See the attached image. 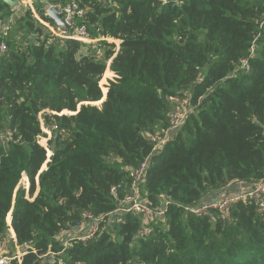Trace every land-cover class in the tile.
<instances>
[{
	"label": "trees",
	"instance_id": "trees-1",
	"mask_svg": "<svg viewBox=\"0 0 264 264\" xmlns=\"http://www.w3.org/2000/svg\"><path fill=\"white\" fill-rule=\"evenodd\" d=\"M78 1L76 24L95 43L55 37L27 7L5 39L0 123L6 115L13 138L0 136V243L15 252L11 212L17 243L37 251L23 264H264V211L254 204L234 205L226 219L188 211L233 183L264 180V0ZM70 2L34 6L56 26L47 7ZM13 15L0 1V23ZM176 97L189 99V114L154 150L148 136L170 126ZM145 160L143 197L154 208L166 198L169 228L114 213L110 232L105 218L94 239L77 240L92 225L82 214L115 212L111 188L129 185ZM145 226L152 233L141 237Z\"/></svg>",
	"mask_w": 264,
	"mask_h": 264
},
{
	"label": "built area",
	"instance_id": "built-area-1",
	"mask_svg": "<svg viewBox=\"0 0 264 264\" xmlns=\"http://www.w3.org/2000/svg\"><path fill=\"white\" fill-rule=\"evenodd\" d=\"M3 1L5 4L10 6L11 11H14L18 8L27 7L29 8L32 13L34 14L35 18L47 29H49L52 34L60 39L63 40H75L84 44H92L95 43L96 40L92 39L90 33L86 29L84 25H77L76 19L79 17H83L85 11L81 8L80 3L78 0H71L69 4L64 7L61 6H48L46 9V15L48 16V12L53 7H57L61 10L64 14L63 20L65 23L70 26L73 30L72 33L62 31L57 25L53 26L47 21H44L40 18L37 14L34 6L35 0H0ZM167 1V0H164ZM15 14L10 17L7 21V24L4 26L3 23H0V55H5L8 52V45L5 42V39L10 35L12 31L11 26L13 23V19ZM108 42H114L118 47L120 45V41H115L113 39H104ZM99 54L101 51L99 50ZM243 66H248L245 60L242 61ZM173 103L176 108L170 114V126L167 129L157 130L155 133H152L148 136V139L154 144V150L160 149L165 143H167L171 139V133L174 130L179 129L186 117L189 114L190 109L189 107V99L188 98H173ZM102 104V102L100 103ZM97 105V104H96ZM40 121L42 124V129L45 134H47V138L42 137L41 139H45V144L42 143L41 139L39 143L47 147L48 141L51 139L52 135L49 129H46L43 125L42 120V113L40 114ZM56 129V126L52 127ZM262 136L264 138V123L262 124ZM13 133L9 132L3 138L5 143L9 140H12ZM50 155V152H49ZM148 167V162L145 160L139 166L132 168L129 173V180L130 184L127 186L116 185L113 186L110 190V195L115 199L118 203V208L115 212L108 214L105 217L97 218L90 212H84L82 214V226L86 221L90 222L92 225L89 228L88 234L83 237H74L73 240L76 238L82 242H86L92 240L96 237V234L99 231V224L100 221H104L105 218H110L114 213H132L134 215L142 217L144 221L150 222L151 220L155 219L157 221L164 222L167 228L169 225L167 224L166 219V210L168 206V202L166 201L165 197H162L164 207L163 208H154L153 205L148 201V199L143 197L142 194V185L145 180L146 171ZM27 176H24L22 179L26 181V183H22L24 187L27 189L29 188V180L25 179ZM231 188L227 189L223 193H221L220 197L210 203H205L199 205L195 208H190L188 211L194 215L202 216V215H211L212 212H215L221 217L222 219H226L228 216V212L234 205L241 203V202H248L250 204H254L259 212L264 211V180L259 181L254 185H247L243 187L240 191H233L230 190ZM122 191L124 193L123 198H120L119 192ZM29 198V196H28ZM33 200V199H31ZM122 222L121 218H118V223ZM7 224L9 227V232L11 238L15 242V252L11 253L8 247V243L3 241L0 243V264H13L14 261L18 262V264H23V258L28 255L29 253L37 254L36 249L33 247L32 242L25 243L24 245H19L17 243V237L15 231L12 226V215L11 212L7 217ZM152 233V229L148 226H145L141 231V237H146ZM48 255V254H47ZM47 255H42L41 258L46 257ZM59 264H63L62 260L58 261ZM56 263V260H54Z\"/></svg>",
	"mask_w": 264,
	"mask_h": 264
},
{
	"label": "rangeland",
	"instance_id": "rangeland-1",
	"mask_svg": "<svg viewBox=\"0 0 264 264\" xmlns=\"http://www.w3.org/2000/svg\"><path fill=\"white\" fill-rule=\"evenodd\" d=\"M24 8H25V7H23V8H18V9H16V10L14 11V13H16V14H15L14 19L12 20L13 23H12V26H11V29H12L14 32L16 31V29H18V28L20 27V25L18 24L17 21H19L20 17H21L23 14H25V9H24ZM104 77H105V76H104ZM104 77L102 78L101 82L103 81ZM114 77H115V76H114V74H113V75L109 76V78H107V84H105L106 87L108 86L109 81H110V80H113ZM100 84H101V86H103L102 83H100ZM102 88H103V87H102ZM104 94H105V93H104ZM105 95H106V94H105ZM104 99H105V98H104ZM102 102H103V101H102ZM93 105H95V104H93ZM96 106H99V107H100L101 104H97ZM7 127H9V124L6 122V115H4L3 122L0 123V136H1L2 138H4L5 135L7 134L6 131H5ZM41 141H42V143L45 144V141H46V140H45V139H41ZM22 183H26V181L23 180ZM114 220H116V216L112 215V216L107 220V222H106L105 230H108V231L110 232L109 228H110V226H112ZM117 220H118V219H117ZM111 233L113 234V237H115V239H116V236H115V235H116L115 233H117V232H116V229H115L114 231H112ZM66 238H67L66 235H61L60 237H58V239H59L60 241H65Z\"/></svg>",
	"mask_w": 264,
	"mask_h": 264
},
{
	"label": "water",
	"instance_id": "water-1",
	"mask_svg": "<svg viewBox=\"0 0 264 264\" xmlns=\"http://www.w3.org/2000/svg\"><path fill=\"white\" fill-rule=\"evenodd\" d=\"M48 16L54 21V23L65 32L72 33L73 30L68 26L65 21L63 20L64 14L61 12V10L57 7H53L49 10ZM105 100V99H104ZM104 102V101H103Z\"/></svg>",
	"mask_w": 264,
	"mask_h": 264
},
{
	"label": "crops",
	"instance_id": "crops-1",
	"mask_svg": "<svg viewBox=\"0 0 264 264\" xmlns=\"http://www.w3.org/2000/svg\"><path fill=\"white\" fill-rule=\"evenodd\" d=\"M229 187L234 188L235 190H239L240 191L245 186H244L243 183H233V184L229 185ZM211 197L213 198V196H211Z\"/></svg>",
	"mask_w": 264,
	"mask_h": 264
}]
</instances>
